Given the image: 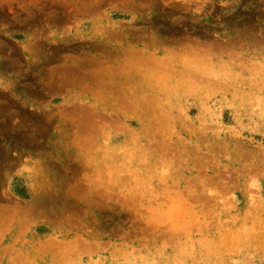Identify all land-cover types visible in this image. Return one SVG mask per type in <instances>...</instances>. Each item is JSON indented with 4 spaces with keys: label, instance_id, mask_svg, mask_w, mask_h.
<instances>
[{
    "label": "rangeland",
    "instance_id": "obj_1",
    "mask_svg": "<svg viewBox=\"0 0 264 264\" xmlns=\"http://www.w3.org/2000/svg\"><path fill=\"white\" fill-rule=\"evenodd\" d=\"M0 264H264V0H0Z\"/></svg>",
    "mask_w": 264,
    "mask_h": 264
}]
</instances>
